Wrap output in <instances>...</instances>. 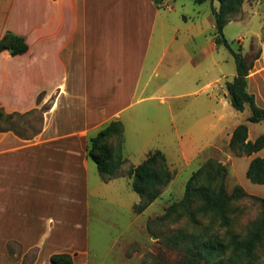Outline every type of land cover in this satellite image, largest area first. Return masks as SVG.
<instances>
[{
    "label": "crops",
    "instance_id": "0c3cea01",
    "mask_svg": "<svg viewBox=\"0 0 264 264\" xmlns=\"http://www.w3.org/2000/svg\"><path fill=\"white\" fill-rule=\"evenodd\" d=\"M175 3L0 0V35L11 31L29 45L24 54L0 53L15 65L4 67L0 76L2 99L13 101L18 110L38 106L40 96L51 103L34 136L2 131L0 244L2 259L8 260L5 264H23L31 250L36 251L32 264H51V255L64 252L73 254L77 264L78 243L87 238L90 200L101 196L102 189L100 182H92L91 138L110 122L121 121L123 157L128 169L137 166L150 151L161 150L151 148L145 136L144 103L164 102L167 87L180 79L184 69L187 77H193L207 63L206 86L219 79L215 33L213 40L206 36L201 45L197 41L202 35L200 22L190 23L185 15L179 20ZM212 27L215 31V18ZM184 95L170 94L167 99ZM179 109L168 107L170 113L183 115L185 109ZM161 151L170 167L179 165L177 156L170 158ZM137 152L142 160L135 164L131 156ZM255 156L258 152L250 157ZM10 244L21 248L20 255L11 254Z\"/></svg>",
    "mask_w": 264,
    "mask_h": 264
},
{
    "label": "rangeland",
    "instance_id": "374dc122",
    "mask_svg": "<svg viewBox=\"0 0 264 264\" xmlns=\"http://www.w3.org/2000/svg\"><path fill=\"white\" fill-rule=\"evenodd\" d=\"M213 5L217 8L219 2L199 4L195 0H176L175 3L179 20L185 15L190 23L200 22L202 35L197 41L201 45L205 44L206 36L211 40L214 38ZM225 36L235 50L242 47L245 58L250 59L257 51L264 50V0H245L242 9L226 25ZM215 58L218 63L216 77L219 79L210 87L206 86L208 64L204 63L196 69L193 77H187V69H184L180 79L167 87L164 102L151 100L144 103L143 129L146 138L150 139L151 148L163 150L170 158L177 156L179 162V165L170 167L174 173L173 180L163 187L161 196L145 211L136 212L135 205L141 202V196L133 190L132 179L121 175L127 174L128 165L124 164L121 169L125 167V170L121 172L120 169L113 182H109L100 180L102 176L96 163L91 162L94 172L92 182H100L102 189L101 196L95 195L90 200L87 238L78 243L77 264H207L202 256L205 249L212 251L210 263L223 258L237 264H264L262 207L256 199H235L222 212H195L194 217L178 205L195 171L205 167L209 160L221 162L227 167L225 183L230 193L241 185L246 192L264 198V184L252 182L246 174L251 155L237 154L227 144L233 129L240 123L248 124L249 140L264 134V119L250 122L248 104L244 111H238L231 105L226 82L237 73L236 58L231 50L218 45ZM260 58L255 61V74L248 90L258 95L256 102L264 108V57ZM14 66L1 56L0 76L4 67L14 69ZM198 88L199 92L194 94ZM179 93L185 95L167 99V95ZM40 98L38 106L18 110L13 101L2 99L1 84L0 108L6 113H18L10 122H2V128L15 127L18 133L28 138L37 134L51 104ZM169 105L175 108L181 106L179 112L185 109L184 114L170 113ZM129 131L133 132L132 126ZM1 137L2 132L0 140ZM118 142L117 136L108 141L114 148H117ZM258 156H264V148ZM141 160L140 152L131 156L135 164ZM203 181V176L197 177L196 183ZM260 228L261 235L258 236L255 233ZM251 239H255V243L249 256L247 247ZM215 247L220 251L212 249ZM9 249L13 256L16 253L20 255L21 248L16 244H10ZM35 252L31 250L23 264H32ZM5 260L2 259L0 244V264Z\"/></svg>",
    "mask_w": 264,
    "mask_h": 264
},
{
    "label": "trees",
    "instance_id": "16d2710c",
    "mask_svg": "<svg viewBox=\"0 0 264 264\" xmlns=\"http://www.w3.org/2000/svg\"><path fill=\"white\" fill-rule=\"evenodd\" d=\"M166 0H155L159 6H163ZM216 0H195L196 3ZM219 6L213 7L212 11L215 18V37L217 45H224L235 55L237 62V73L234 78L227 81L226 87L230 95L232 106L238 111H244L248 104L251 113L248 117L250 122H259L264 119V108L256 102L255 94L248 90V77L254 69L255 61L262 55V51H257L252 58H245L242 54V47L235 50L225 36V27L231 21L235 13L239 12L245 0H217ZM8 50L11 55L24 54L29 50V45L23 36L7 31L0 35V53ZM18 113H6L0 108V132L12 130L19 136L15 127L2 128V122H10ZM249 126L247 123L238 124L229 142L230 149L237 154L253 155L264 148V134L255 140L248 139ZM118 137L117 148H114L109 139ZM124 140V126L121 121H112L101 129L90 140L88 155L95 161L99 173L105 181L116 177L121 167L127 163L122 154ZM228 169L221 162L209 160L205 167L199 168L187 183L183 199L178 203L191 217L197 213H219L224 211L227 206L235 199L251 197L260 202L262 207L261 222L264 227V198L246 192L244 187L237 185L230 193L227 189L225 179ZM247 177L254 183L264 184V156H255L250 160L247 168ZM127 175L132 178V188L141 196V202L135 205L136 212L145 211L161 194L163 187L168 185L174 178V173L170 168L165 154L161 150L150 151L146 159L139 165H131ZM204 178L201 183L197 182V177ZM194 203L196 207L192 209ZM258 236L260 230L256 231ZM255 239H251L247 247V255H251L252 244ZM219 252L220 248H212ZM203 258L207 264H237L225 261L220 258L214 263L211 262L212 251L205 249ZM11 252V251H10ZM51 264H74V255L71 253H55L50 257ZM239 262V261H238ZM252 264V263H247Z\"/></svg>",
    "mask_w": 264,
    "mask_h": 264
}]
</instances>
